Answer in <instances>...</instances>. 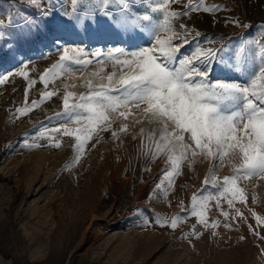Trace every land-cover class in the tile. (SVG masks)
I'll return each mask as SVG.
<instances>
[{
	"label": "rangeland",
	"instance_id": "obj_1",
	"mask_svg": "<svg viewBox=\"0 0 264 264\" xmlns=\"http://www.w3.org/2000/svg\"><path fill=\"white\" fill-rule=\"evenodd\" d=\"M185 2L172 4L171 10H183ZM203 2L217 6L216 11L191 12L176 21L177 27L183 22L201 33L189 37L181 55L190 53L197 44L224 45L223 62L216 64L210 78L243 75L230 70L233 55L241 45L264 43V0ZM134 4L143 14L146 0H134ZM43 8L53 15L42 16ZM65 10L71 13L70 0H41L39 7L29 0H0V32L5 34L0 38V53L12 49L8 55H0V79L7 77L0 83V264H264V224L257 226L252 215L255 212L264 220V178L240 181L246 205L237 202L229 208L227 200L221 199L218 208L216 200L209 201L206 219L209 223L217 221L218 226L205 229L189 210L193 194L203 186L209 163L198 157L189 168L185 162L168 189L161 174L165 157L153 162L144 156L140 126L123 118L114 119L109 130L94 136L79 162L66 170L75 155L74 139L51 133L61 142V147H54L46 129L63 123V117L55 113L62 111L64 85L77 95L85 92L81 85L101 65L94 63L82 74H66L49 83L47 89L39 81L40 75L57 62L65 47L83 48L89 53H107L115 47L135 50L150 46L151 37L142 29L118 35L107 28L102 17L99 24L90 20L87 31L80 25L74 29L76 22L64 15ZM232 20L247 27L229 23ZM103 69L93 80L94 86L108 83L107 76L118 72L107 60ZM20 71L27 73V78L12 75ZM118 79L119 74L112 81L113 87ZM32 81L36 83L30 87ZM26 88L30 107L43 92L56 89L58 93L21 115L16 109L25 104ZM72 101L70 97L69 103ZM140 114L134 110L137 118ZM122 123L128 124L129 130L112 137L111 132ZM143 128L145 147H149L146 137L153 125L144 123ZM41 132L45 135L40 136ZM33 144L38 146H28ZM230 169L227 162L217 163L214 172L222 178L233 174ZM215 192L209 187L204 195ZM236 209L243 218L232 219ZM221 211L229 212V217L225 219ZM177 214L187 218L175 230L157 222ZM194 225L200 233L198 238L191 235Z\"/></svg>",
	"mask_w": 264,
	"mask_h": 264
},
{
	"label": "snow or ice",
	"instance_id": "obj_2",
	"mask_svg": "<svg viewBox=\"0 0 264 264\" xmlns=\"http://www.w3.org/2000/svg\"><path fill=\"white\" fill-rule=\"evenodd\" d=\"M29 2L39 7L41 0ZM146 3L147 7L140 14L134 0H70L71 13L65 10L64 15H70L76 22L74 29L80 25L87 31L90 20L99 24V18L102 17L107 28L118 35L136 29L146 30L151 37L150 46L135 50L115 47L107 53L101 50L89 53L83 48L61 49L57 62L39 77L46 89L49 83L66 74H82L84 69L94 63L101 67L81 85L86 88L85 92L77 95L69 90V85H64L62 111L55 113L56 117H63V123L46 129V132L52 146L57 148L61 147V142L52 138L51 133L73 137L75 155L66 165L67 170L79 162L86 144L94 136L111 128L114 119H132L135 125L140 126V150L143 155L153 162L161 156L165 157L161 174L168 189L173 187L174 178L180 174L185 162L191 168L196 159L202 157L209 163V169L202 188L192 196L189 215L195 216L197 224L205 229L215 228L218 222L209 223L206 219L208 202L216 200L218 208L221 199L227 200L229 208L237 202L246 205L247 197L240 181L264 178V43L254 41L253 46L241 45L233 55L230 70L243 72V75L212 80L210 77L216 64L223 62L221 52L224 45L217 48L197 44L190 53L181 55L183 47L189 43V37H199L201 33L183 22L177 27L176 21L181 17H189L191 12H215L217 6H206L203 0H187L183 3V10L176 11L171 10V5L180 3V0H146ZM152 14L159 15L154 17ZM41 15L47 17L53 14L43 8ZM229 23L247 27L238 20ZM4 35L0 32V38ZM11 52L9 48L8 52L0 55ZM250 58L251 69L248 68ZM256 59L259 63H255ZM105 60L110 61L118 72L113 71L107 76L108 83L94 86L93 80L104 71ZM118 74L119 79L113 87L112 81ZM12 75L27 78V73L23 71ZM5 79L7 77L0 79V83ZM35 83L32 81L30 87ZM28 90L25 89L24 106L16 109L18 114H28L39 103L58 93L56 89L45 91L41 93L39 101L31 102L30 107ZM70 97L73 98L71 103ZM134 110H140L139 118L134 115ZM144 123L153 125L146 137L149 147H145ZM69 124L80 127L73 129L68 127ZM128 130V124L122 123L111 135L118 138V132ZM39 135L44 136L45 133ZM225 162L231 165L233 174L218 177L214 168L217 163L224 165ZM209 187L215 188L216 192L204 195ZM181 208L183 211L182 202ZM220 214L225 219L229 217L227 211H221ZM252 215L257 226L264 224V220L255 212ZM237 217L243 218L239 209L235 210L232 219ZM186 218L177 214L171 219L161 218L157 222L162 227L168 226L175 230ZM225 227L230 225L226 224ZM249 230L252 231L251 226ZM255 234L259 235L258 232ZM191 235L197 238L200 235L195 231V225ZM187 236L185 234V238Z\"/></svg>",
	"mask_w": 264,
	"mask_h": 264
}]
</instances>
